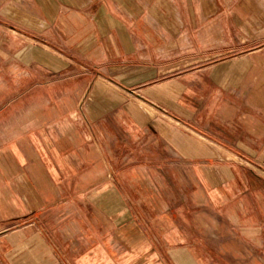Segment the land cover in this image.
<instances>
[{
  "label": "crops",
  "instance_id": "obj_1",
  "mask_svg": "<svg viewBox=\"0 0 264 264\" xmlns=\"http://www.w3.org/2000/svg\"><path fill=\"white\" fill-rule=\"evenodd\" d=\"M0 264H264V0H0Z\"/></svg>",
  "mask_w": 264,
  "mask_h": 264
}]
</instances>
